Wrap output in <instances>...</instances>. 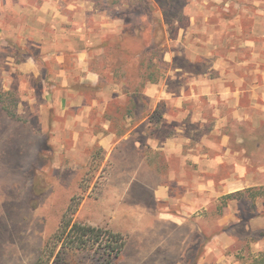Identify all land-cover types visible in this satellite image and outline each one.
<instances>
[{
  "label": "rangeland",
  "instance_id": "rangeland-1",
  "mask_svg": "<svg viewBox=\"0 0 264 264\" xmlns=\"http://www.w3.org/2000/svg\"><path fill=\"white\" fill-rule=\"evenodd\" d=\"M0 92V264H34L71 204L123 235L112 264H168V137L213 179L186 264H264V0H0Z\"/></svg>",
  "mask_w": 264,
  "mask_h": 264
},
{
  "label": "crops",
  "instance_id": "crops-1",
  "mask_svg": "<svg viewBox=\"0 0 264 264\" xmlns=\"http://www.w3.org/2000/svg\"><path fill=\"white\" fill-rule=\"evenodd\" d=\"M89 78L93 82L98 80L94 73ZM256 120L261 123L264 116L257 117L254 123ZM157 149L162 150L163 158L158 160V165L162 167L164 177L152 186L151 196L156 207L154 206L155 209L151 213H154L166 226V231L163 230L165 232L163 238L167 241L163 243V247L166 255L171 253L166 256L168 264H181V261L186 264L188 262L185 255L186 248L181 254L180 247L187 246L188 250L191 243L189 231L192 233L195 231V221L190 218L197 210L206 209V204L210 202L213 179L210 176L211 169L209 172V167L207 169L205 167L210 160L206 158V154L202 155V158L190 153L183 155V145L177 137L165 138ZM174 158L177 160L178 169L169 166V162ZM197 163L203 164L201 165L203 173H197L195 170L194 165ZM239 176L242 177L243 173H239ZM231 177L234 176L231 175ZM161 228L163 229V224ZM158 231H160L159 228ZM174 236L177 239L175 243ZM181 236L182 239H180Z\"/></svg>",
  "mask_w": 264,
  "mask_h": 264
},
{
  "label": "trees",
  "instance_id": "trees-1",
  "mask_svg": "<svg viewBox=\"0 0 264 264\" xmlns=\"http://www.w3.org/2000/svg\"><path fill=\"white\" fill-rule=\"evenodd\" d=\"M150 50L151 48L148 51ZM157 73L158 69L147 71L144 74L147 82L157 83L161 76L160 71L159 75ZM3 95L0 92V103L3 110L10 118H17L15 99L12 96L9 101ZM100 148L102 150V147ZM94 157L99 158V153H95ZM75 211L76 205L68 206L57 229L46 240L34 264H92L83 255L91 251L96 253L100 251L104 264H112L113 260L119 256L125 245L123 235L102 227L73 221L72 214Z\"/></svg>",
  "mask_w": 264,
  "mask_h": 264
}]
</instances>
